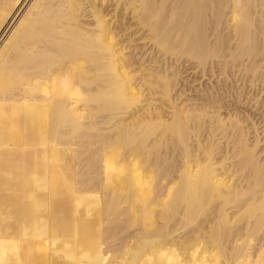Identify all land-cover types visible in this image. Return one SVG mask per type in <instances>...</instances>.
I'll return each instance as SVG.
<instances>
[{
    "label": "bare ground",
    "instance_id": "6f19581e",
    "mask_svg": "<svg viewBox=\"0 0 264 264\" xmlns=\"http://www.w3.org/2000/svg\"><path fill=\"white\" fill-rule=\"evenodd\" d=\"M105 1L0 0V264H264V129L172 72L264 39V0Z\"/></svg>",
    "mask_w": 264,
    "mask_h": 264
},
{
    "label": "rangeland",
    "instance_id": "374dc122",
    "mask_svg": "<svg viewBox=\"0 0 264 264\" xmlns=\"http://www.w3.org/2000/svg\"><path fill=\"white\" fill-rule=\"evenodd\" d=\"M114 1H116V0H109L108 2L107 1H105V3H104V6L107 8V7H109L110 9L108 10L109 12H111V11H113L112 9L114 8V6H116L115 5V3H114ZM215 1V0H214ZM218 1H220V0H218ZM103 3V2H102ZM117 4V3H116ZM221 5H219V7H220ZM218 7V5H217V8L218 9H220ZM111 10V11H110ZM112 14H113V12H112ZM212 17V16H211ZM209 18V17H208ZM206 19V18H204V19H206V20H204L203 19V21L205 22H207V20H208V23H204V26H207V24H208V26L210 27V28H208V29H210V31L209 32H211V30L212 31H214V28H212L211 26H213L214 27V22H213V20H212V18L214 19V17H212V18H210V19ZM119 20H121V18L119 19ZM211 20V21H210ZM210 21V22H209ZM255 23V22H254ZM206 24V25H205ZM257 24V23H256ZM211 25V26H210ZM254 26V25H253ZM256 26L257 25H255L254 27L256 28ZM261 26V24H259L258 23V26H257V31L254 29L253 30V27H251V31H252V34L250 35V39H247V41L249 40V43H244L246 46L244 47V44H243V42H241L242 43V47L240 46H238V49L239 50H237V44H241L240 43V41L239 40H237V39H239L240 37L242 38L243 36H241L240 34V36L238 35H235L236 36V38H232L231 40H230V38H229V36H228V38H227V35H228V33L226 34V32H227V30L225 31V33H224V30H222V29H220V30H222L223 31V33H222V31H220L221 32V35H223L222 37H221V35L220 36H217V35H219L220 34V32H218V34L217 33H212L213 35H214V37H212L213 38V40H214V38H218V39H216L217 41L216 42H218V44L220 45V43H221V45H220V47L222 48V45L224 46L223 48H222V51L220 50V54L223 52L224 53V55H223V53L221 54V56H219L218 55V59L219 60H217V58H209V60L210 59H213V61L215 62H213V65L216 67L215 68V73H213V75H211L210 77L209 76H204L201 72H199V71H195L194 69H193V65L191 64V62H188V63H186L185 65H183V66H181V67H178L177 65H175V69L173 68V70L174 71H172L173 72V75H177V74H179V78L181 79V81H184V82H181L182 83V85H184L185 86V91L187 92H185V95H186V98H190V100L192 99V101L190 102V103H194V102H196L198 105H200V106H202V105H204L205 104V106H211L212 107V105H214L215 107H217L218 108V110L224 115H228V114H238V116H240V118H242V119H245V117L246 118H251L253 121H251V122H255V124L254 123H251V128H252V132L254 131V130H256V131H259V132H261L262 131V129H264V85H262V86H260L261 84H264V64H262V66L259 68L260 69V71H258L257 72V69L258 68H256L257 67V65H256V67H254L255 69H256V71L255 72H257V74L254 72V70L252 71L253 72V74H254V76L252 75L251 76V74H252V72H248L249 70H247V71H241V69H242V67L240 68V66L239 65H241V63L243 62V60H242V62H241V59H243V57L242 56H247V55H245L247 52L246 51H248V53L250 52V50H254L255 48V50L253 51V52H255L256 54H254V53H251L249 56L250 57H252V58H255L256 56L258 57V58H260V60L261 59H263V60H261L262 62L264 61V49H263V47H264V43H262V42H264V39L262 38V36H261V34H262V31L260 30V27ZM224 29H225V27H223ZM256 34H255V33ZM236 34V33H235ZM212 36V35H211ZM216 36V37H215ZM225 36V37H224ZM234 36V37H235ZM253 36V37H252ZM259 36V37H258ZM261 36V37H260ZM238 37V38H237ZM264 37V36H263ZM224 38H225V40H224ZM227 38V39H226ZM211 39V38H210ZM221 39V40H220ZM243 39H245L244 37H243ZM257 39L259 40V41H257ZM262 39V40H261ZM241 40V39H240ZM125 41L127 42V39H125ZM215 41V40H214ZM221 41V42H220ZM225 43H224V42ZM238 41H239V43H238ZM242 41V40H241ZM244 41V40H243ZM251 41V42H250ZM216 42H214L215 44H216ZM236 42V43H235ZM253 42V43H252ZM260 43V45H258L257 44V46H255L256 45V43ZM135 43V42H134ZM132 43V45L129 43L128 44V42H127V44L128 45H126V43H125V46H129V45H131V46H129L128 47V49L125 51L126 53H125V56L127 57V58H129L130 59V57H131V59H130V61L132 62H135V60H132V59H134L135 58V54H137V58H140L141 57V55L138 53V51L136 52L135 50H134V48L136 47V44L137 43ZM214 43H213V46H214ZM251 43V44H250ZM255 43V44H254ZM263 45H262V44ZM217 44V45H218ZM224 44H226V45H224ZM230 44H231V46H230ZM247 44L248 45H251L250 47L251 48H249V47H247ZM254 44V45H253ZM232 45H236V47H232ZM261 46H263L262 48H261ZM226 47V48H225ZM229 47V49H227ZM252 47L254 48V49H252ZM260 47V48H259ZM225 48V49H224ZM242 48V49H241ZM245 48H247V50L245 49ZM257 48H259V49H257ZM236 49V50H235ZM234 51L233 53H236L237 55H238V53H240V55L239 56H237L236 54L234 55L232 52H230V51ZM257 50V51H256ZM259 50L261 51V52H259ZM237 51V52H236ZM238 51H240V52H238ZM242 52V53H241ZM134 53V54H133ZM230 53H231V55H230ZM139 54V55H138ZM242 54H244V55H242ZM253 54V55H252ZM132 55V56H131ZM134 55V56H133ZM232 55H234V56H232ZM252 55V56H251ZM254 55H255V57H254ZM263 55V56H262ZM130 56V57H129ZM237 57V59H234V58H232V57ZM134 57V58H133ZM214 57V56H213ZM224 57H227V59H229L230 60V58L232 59V60H226V58H225V60L226 61H228V62H226V61H223V58ZM137 58H135L136 60H137ZM248 58V56L246 57V58H244V59H247ZM240 59V60H239ZM255 60V59H254ZM216 61H218V62H216ZM223 61V62H222ZM233 61H237V62H233ZM260 61V62H261ZM132 62V63H133ZM144 62V61H143ZM210 62H212L211 60L210 61H208V63H210ZM228 63L227 64V66H225L223 63ZM239 62H240V64H239ZM257 62H259V60L257 59ZM259 62V64H261ZM147 64V63H146ZM145 64V66H147ZM175 64V63H174ZM173 64V65H174ZM258 64V67L260 66ZM210 65H212V63L210 64ZM138 66V64L136 63L135 65H133V69L135 68V67H137ZM238 66V68L236 69V67ZM177 67V68H176ZM235 68V69H234ZM253 68V69H254ZM258 69V70H259ZM261 69H263V70H261ZM246 72H247V74H246ZM251 73V74H250ZM259 73V74H258ZM263 73V74H262ZM262 75H263V77H262ZM257 77V78H262V79H260V82H261V84L259 83V82H257L256 80H255V78H254V81H253V77ZM259 76H261V77H259ZM251 78V79H250ZM263 80V81H262ZM253 81V82H252ZM256 81V82H255ZM259 81V80H258ZM255 82V84H253ZM263 82V83H262ZM256 83H258L257 85H256ZM186 84V85H185ZM254 85H255V87H254ZM258 85H259V87H258ZM263 89V90H262ZM188 90V91H187ZM147 93V92H146ZM147 98H148V96H147ZM154 99V100H153ZM151 100H152V105H154L155 107H157L158 108V110L160 111V113L162 112L163 114L162 115H164V117L165 116H168L169 114H168V112H170L169 111V108L166 106L167 104H168V101H162V100H159V98H151ZM167 102V103H166ZM203 103V104H202ZM207 103V104H206ZM212 103V104H211ZM209 104V105H208ZM248 116V117H247ZM250 119V120H251ZM253 124V125H252ZM256 125V127L259 129V130H257V128H254L253 129V127L252 126H255ZM204 128V129H203ZM202 128V132H201V140H202V138H204V141L203 142H205V140H206V138L205 137H208V135L206 136V132H207V126H204ZM206 128V129H205ZM206 132H205V131ZM261 130V131H260ZM202 133H204L203 135H202ZM204 135H205V137H204ZM253 135V134H252ZM207 139H210V138H207ZM207 141V140H206ZM209 141V140H208ZM213 141V139H210V142H212ZM154 142V141H153ZM170 142V144L172 145V143H171V141H169ZM133 146V145H132ZM172 147V146H171ZM171 147L170 148H167L169 151H168V153H169V155H167L168 153H166V151H167V149H165L166 151H163L162 149H161V151L160 152H162V153H164V154H162L163 156L165 155V153H166V155L164 156L166 159H167V161L168 162H170V163H166V159L164 158L163 159V161H165V163L164 164H166V165H169V164H171V159H172V157L174 156V157H180V156H178L179 155V152H174V154H172L171 153ZM217 152V151H216ZM215 152V153H216ZM214 153V154H215ZM160 155H161V153H160ZM161 155V156H162ZM167 156V157H166ZM168 156L169 157H171V159H170V161L168 160ZM178 159V158H177ZM124 215H125V213H124ZM123 215V216H124ZM118 216H120V215H118ZM116 217V220L114 221L115 223H116V221H118V219L117 218H119V217ZM123 216H120V218H119V220L121 221V223L120 224H123V225H121V227H120V224H119V226H118V223L116 224V226H118V227H120L121 228V231L119 230V232H120V234H122L123 233V231L122 230H124V228L126 227L125 226V224L127 225V222L125 221V220H127V218H126V215L123 217ZM121 217L123 218V221L125 222H123L122 220H121ZM124 218H126V219H124ZM93 220V219H92ZM91 220V221H92ZM120 221H118V222H120ZM128 221V220H127ZM122 227H124V228H122ZM128 229V228H127ZM134 230V229H133ZM133 230H130L129 231V234L126 236L125 234H122V235H119V237H121V238H119V239H124L123 241H121L123 244H124V241L127 239V238H129L128 236H130L131 235V231H133ZM112 231V230H111ZM126 231V230H125ZM118 232V231H117ZM128 232V231H127ZM125 233V232H124ZM117 234V233H116ZM118 237V236H117ZM127 237V238H126ZM126 238V239H125ZM121 242L119 243L118 241L115 243V244H117V243H119V245H120V247L122 248V244H121ZM114 244V243H113ZM118 245V244H117ZM118 245V246H119ZM117 248V246L115 247V249ZM120 248V249H121ZM119 249L117 248V251H118ZM117 254H120V253H117Z\"/></svg>",
    "mask_w": 264,
    "mask_h": 264
}]
</instances>
